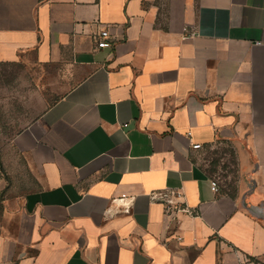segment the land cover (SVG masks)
I'll use <instances>...</instances> for the list:
<instances>
[{"label": "crops", "instance_id": "obj_1", "mask_svg": "<svg viewBox=\"0 0 264 264\" xmlns=\"http://www.w3.org/2000/svg\"><path fill=\"white\" fill-rule=\"evenodd\" d=\"M0 64L53 96L16 138L35 188L0 264H264V0H0ZM219 145L235 191L201 162Z\"/></svg>", "mask_w": 264, "mask_h": 264}, {"label": "rangeland", "instance_id": "obj_2", "mask_svg": "<svg viewBox=\"0 0 264 264\" xmlns=\"http://www.w3.org/2000/svg\"><path fill=\"white\" fill-rule=\"evenodd\" d=\"M39 75L19 64H0V222L12 201L35 188V170L29 156L19 149L16 138L30 127L53 100L40 88ZM225 152L227 154H225ZM201 158L207 160L211 175L229 191H235L238 168L233 148H209Z\"/></svg>", "mask_w": 264, "mask_h": 264}, {"label": "built area", "instance_id": "obj_3", "mask_svg": "<svg viewBox=\"0 0 264 264\" xmlns=\"http://www.w3.org/2000/svg\"><path fill=\"white\" fill-rule=\"evenodd\" d=\"M109 31L107 29L103 30L100 34V38L97 40V47L99 48H108L112 46L111 41L109 40ZM194 149L202 148L201 144H196L193 146ZM220 181L218 179L212 180V188L215 192L220 191ZM152 200L159 201L163 203V207H165V215L171 220H176L179 217L180 213L185 214H195L198 212V209L189 207L185 201H182L183 197L182 193L174 191V190H161V191H153L150 194ZM127 209L128 205H124ZM258 264V263H251Z\"/></svg>", "mask_w": 264, "mask_h": 264}]
</instances>
